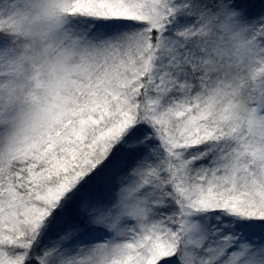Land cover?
Masks as SVG:
<instances>
[{
	"label": "snow or ice",
	"instance_id": "obj_1",
	"mask_svg": "<svg viewBox=\"0 0 264 264\" xmlns=\"http://www.w3.org/2000/svg\"><path fill=\"white\" fill-rule=\"evenodd\" d=\"M41 14L53 61L0 40V264H264V0Z\"/></svg>",
	"mask_w": 264,
	"mask_h": 264
},
{
	"label": "clouds",
	"instance_id": "obj_2",
	"mask_svg": "<svg viewBox=\"0 0 264 264\" xmlns=\"http://www.w3.org/2000/svg\"><path fill=\"white\" fill-rule=\"evenodd\" d=\"M43 0H9L0 5V34L21 43L25 41L32 53L42 62L53 61L62 50L60 37L63 31L58 28L55 19H45L41 14ZM65 19L68 17L65 15Z\"/></svg>",
	"mask_w": 264,
	"mask_h": 264
},
{
	"label": "trees",
	"instance_id": "obj_3",
	"mask_svg": "<svg viewBox=\"0 0 264 264\" xmlns=\"http://www.w3.org/2000/svg\"><path fill=\"white\" fill-rule=\"evenodd\" d=\"M3 39V37H2V35H0V40H2Z\"/></svg>",
	"mask_w": 264,
	"mask_h": 264
}]
</instances>
